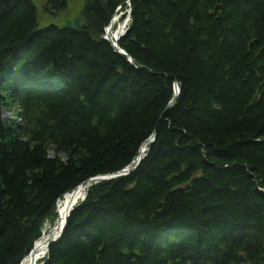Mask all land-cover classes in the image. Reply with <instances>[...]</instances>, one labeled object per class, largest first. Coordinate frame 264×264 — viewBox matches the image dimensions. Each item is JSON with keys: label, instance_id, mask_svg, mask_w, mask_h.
<instances>
[{"label": "trees", "instance_id": "16d2710c", "mask_svg": "<svg viewBox=\"0 0 264 264\" xmlns=\"http://www.w3.org/2000/svg\"><path fill=\"white\" fill-rule=\"evenodd\" d=\"M125 1L33 34V0H0V264L153 134L135 173L90 188L45 264H264V0H132L120 44L139 68L102 37Z\"/></svg>", "mask_w": 264, "mask_h": 264}, {"label": "rangeland", "instance_id": "374dc122", "mask_svg": "<svg viewBox=\"0 0 264 264\" xmlns=\"http://www.w3.org/2000/svg\"><path fill=\"white\" fill-rule=\"evenodd\" d=\"M38 6L39 15H38V25L39 29L45 28L51 24H56L60 26L72 25L75 27L80 26V20L82 16L81 9L88 0H67V6L64 9H59L54 11L52 9L53 3L50 0H34ZM80 17V18H79ZM120 22V19L116 21L112 30L115 32L119 25L123 24ZM51 154L53 155V151L51 150Z\"/></svg>", "mask_w": 264, "mask_h": 264}, {"label": "bare ground", "instance_id": "6f19581e", "mask_svg": "<svg viewBox=\"0 0 264 264\" xmlns=\"http://www.w3.org/2000/svg\"><path fill=\"white\" fill-rule=\"evenodd\" d=\"M120 31H116L115 35H119ZM81 191L82 189L78 188L76 190H74L73 192H71L70 194H67V196L65 197V199L61 202L60 206H59V215H60V220L59 222L56 224V227L54 228V232L57 231V229H60L62 223L64 222V219L68 213V209L71 205V203L75 202L76 200L79 199V197L81 196ZM46 239H40L37 244H36V252L35 254H32L31 256H28L27 259L23 262V264H32L33 260L36 259V261L38 260V258H40L41 256H43V254L46 251Z\"/></svg>", "mask_w": 264, "mask_h": 264}, {"label": "water", "instance_id": "95a60500", "mask_svg": "<svg viewBox=\"0 0 264 264\" xmlns=\"http://www.w3.org/2000/svg\"><path fill=\"white\" fill-rule=\"evenodd\" d=\"M49 242H52V240L50 239Z\"/></svg>", "mask_w": 264, "mask_h": 264}]
</instances>
